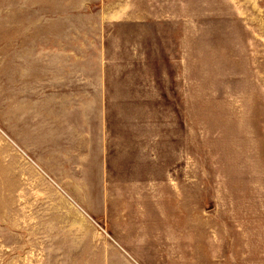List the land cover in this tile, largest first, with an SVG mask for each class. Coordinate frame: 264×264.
Wrapping results in <instances>:
<instances>
[{"label": "rangeland", "instance_id": "374dc122", "mask_svg": "<svg viewBox=\"0 0 264 264\" xmlns=\"http://www.w3.org/2000/svg\"><path fill=\"white\" fill-rule=\"evenodd\" d=\"M0 264H264V0H0Z\"/></svg>", "mask_w": 264, "mask_h": 264}]
</instances>
